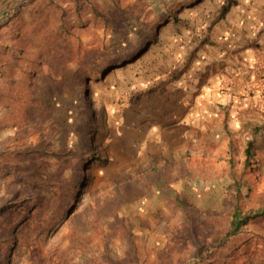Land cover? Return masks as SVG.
<instances>
[{
  "label": "rangeland",
  "instance_id": "374dc122",
  "mask_svg": "<svg viewBox=\"0 0 264 264\" xmlns=\"http://www.w3.org/2000/svg\"><path fill=\"white\" fill-rule=\"evenodd\" d=\"M222 1L106 0L116 19L97 22L83 0L84 25L59 38L74 1L0 0V264L264 261V215L226 237L235 209L264 210V107L186 127L160 104L145 145L105 91L175 72Z\"/></svg>",
  "mask_w": 264,
  "mask_h": 264
},
{
  "label": "crops",
  "instance_id": "0c3cea01",
  "mask_svg": "<svg viewBox=\"0 0 264 264\" xmlns=\"http://www.w3.org/2000/svg\"><path fill=\"white\" fill-rule=\"evenodd\" d=\"M197 35L187 44L185 59L175 72L144 80L159 88L147 92L149 85L140 80L126 91L105 90L113 101L125 99L115 117L127 128L125 136L152 144L157 119L153 110L160 104L164 108L171 103L170 119L186 127L195 114L209 122L220 114L224 117L228 109L242 113L264 107V0H223L202 18ZM149 99L151 105L146 103Z\"/></svg>",
  "mask_w": 264,
  "mask_h": 264
},
{
  "label": "trees",
  "instance_id": "16d2710c",
  "mask_svg": "<svg viewBox=\"0 0 264 264\" xmlns=\"http://www.w3.org/2000/svg\"><path fill=\"white\" fill-rule=\"evenodd\" d=\"M82 1L83 0H72V2H73L72 4H75L73 6L75 11H72V12H75L74 15H75V17H77V21H73V22L70 21V22H68L66 24L61 25L60 26V31H61V33H63V35L60 36L59 38L64 37L68 33L70 28L77 27V26H80V25H84L83 24L84 20H81L82 12H84V10L81 9L84 6V4H82ZM110 1H112V6H113L110 12H114L113 8L114 9H118L120 7V2H119V0H110ZM77 3L79 4V6L77 5ZM89 4L91 6L88 9V11H85V12H88L89 14L91 13L92 18L94 20H97V22H100L101 19H108V18L109 19H113V20L116 19V16L112 17L113 15L109 14V8L110 7L107 5L106 0H98V4H96V5H94L93 3H89ZM106 7L108 8V10L106 9ZM104 9H105V11H103ZM69 12H71L70 9H69ZM66 17H67V14L64 13L63 18L65 19ZM139 47H141V45H136L134 48H131L130 51H128V53H131V51L133 49L137 50ZM122 57H124V55L119 57V58H117L113 62L115 64H110V63H112L111 61H105L102 64V66L98 67V69H97L98 71L96 73H94V74H91V75H93V77H96L95 79H100L101 76H103L105 73H107L106 71L105 72H103V71H104L105 68L110 67L108 65H116L117 67L124 66L126 64L125 62L127 61L126 59L128 58V56L126 58H122ZM82 58L83 59H87L88 58V60H91V59L93 60L94 59V55L90 54V53L83 54ZM121 59H123V60H121ZM129 60H131V59H129ZM83 81L85 82L83 90L86 93L87 92V82H86L87 79L85 78V76L80 78V86H81L80 90L81 91H82V82ZM12 99H13V96H12ZM4 101L8 104V103L12 102L13 100L12 101L10 100V96L8 94V95H6V98H5ZM252 146H253V143L249 142L248 146H247V149L245 151L247 154H249V150L252 148ZM262 215H264V210H263V212H257V213H254V214H250V213L243 214L239 210L235 209V211H234V213L232 215L231 229L227 233L226 237H233V236L239 234L240 231H242L243 227L249 223V221H251L254 218L260 217ZM261 264H264V261H262Z\"/></svg>",
  "mask_w": 264,
  "mask_h": 264
}]
</instances>
